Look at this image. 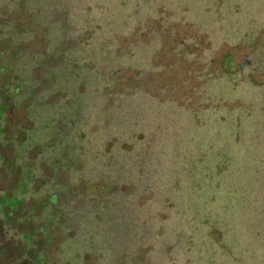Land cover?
<instances>
[{
    "label": "rangeland",
    "instance_id": "rangeland-1",
    "mask_svg": "<svg viewBox=\"0 0 264 264\" xmlns=\"http://www.w3.org/2000/svg\"><path fill=\"white\" fill-rule=\"evenodd\" d=\"M61 1L0 8V264H264V0Z\"/></svg>",
    "mask_w": 264,
    "mask_h": 264
},
{
    "label": "trees",
    "instance_id": "trees-1",
    "mask_svg": "<svg viewBox=\"0 0 264 264\" xmlns=\"http://www.w3.org/2000/svg\"><path fill=\"white\" fill-rule=\"evenodd\" d=\"M10 0H0V8L5 7L6 4H8ZM15 2H18V4H21L23 7L25 6V8H28L30 12H34L37 19V22L39 25H44V26H48L49 24V20L52 18V16L54 14H56L59 9L62 7V1L61 0H13ZM0 28H3L0 25ZM80 176V175H79ZM81 177V176H80ZM103 174H99L98 177L96 178V181H101L104 183L103 181ZM83 181L86 182V178H82ZM94 180V179H93ZM89 181V180H88ZM105 184V183H104ZM106 199L103 197H100V199H96L94 202H101V203H106L105 201ZM56 197L53 196L52 199L50 200V204L53 207L54 205H56ZM81 202L83 207L82 208H78L75 209L73 206V201H64L62 202L61 205L54 206L53 208H55V210L59 209V215L57 218L58 223L61 226V229L63 231H69L72 232L73 234L77 233V232H82L84 234V236H87L86 234H90V225L91 224V220L88 217V209L89 208V201H87V197L85 195H82L81 197ZM106 205V204H105ZM104 205L103 210H107L106 206ZM66 214H70V215H74L76 217H78L80 220L78 221V223H74L73 218H71L70 220L67 219ZM107 215H104V217H100L101 221H96L95 223L97 224H101L103 222H105V219ZM112 216V215H111ZM109 216V217H111ZM108 217V218H109ZM107 218V220H108ZM115 225L112 224L111 225V231L108 233H104L103 235L99 236L100 238L98 239L97 243L98 244H105V238H107V234H111L112 236H109L110 238H108V242L112 244L113 243H117L118 240H113L112 237H115L116 233H114V228ZM91 236V235H90ZM88 238H93L92 236ZM84 240H86V238H84ZM68 242H71V240L68 238L67 240ZM97 244V245H98Z\"/></svg>",
    "mask_w": 264,
    "mask_h": 264
}]
</instances>
